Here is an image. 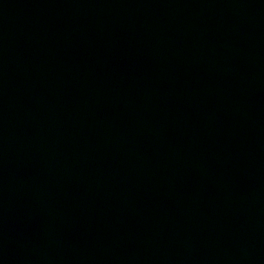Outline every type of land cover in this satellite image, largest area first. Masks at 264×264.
Here are the masks:
<instances>
[{
    "label": "water",
    "instance_id": "95a60500",
    "mask_svg": "<svg viewBox=\"0 0 264 264\" xmlns=\"http://www.w3.org/2000/svg\"><path fill=\"white\" fill-rule=\"evenodd\" d=\"M0 264H264V0H0Z\"/></svg>",
    "mask_w": 264,
    "mask_h": 264
}]
</instances>
